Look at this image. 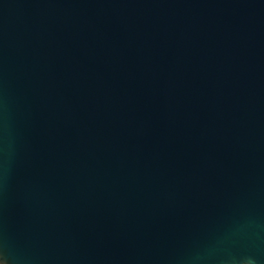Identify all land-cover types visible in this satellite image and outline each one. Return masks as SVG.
Wrapping results in <instances>:
<instances>
[{
	"label": "water",
	"instance_id": "obj_1",
	"mask_svg": "<svg viewBox=\"0 0 264 264\" xmlns=\"http://www.w3.org/2000/svg\"><path fill=\"white\" fill-rule=\"evenodd\" d=\"M3 264H264V0H0Z\"/></svg>",
	"mask_w": 264,
	"mask_h": 264
},
{
	"label": "snow or ice",
	"instance_id": "obj_2",
	"mask_svg": "<svg viewBox=\"0 0 264 264\" xmlns=\"http://www.w3.org/2000/svg\"><path fill=\"white\" fill-rule=\"evenodd\" d=\"M0 264H3V261L2 260H0Z\"/></svg>",
	"mask_w": 264,
	"mask_h": 264
}]
</instances>
